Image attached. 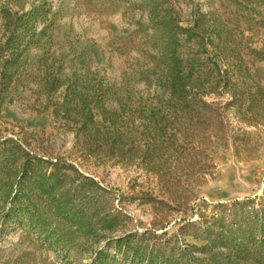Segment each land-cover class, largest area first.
Segmentation results:
<instances>
[{"label":"rangeland","instance_id":"374dc122","mask_svg":"<svg viewBox=\"0 0 264 264\" xmlns=\"http://www.w3.org/2000/svg\"><path fill=\"white\" fill-rule=\"evenodd\" d=\"M0 264H264V0H0Z\"/></svg>","mask_w":264,"mask_h":264},{"label":"trees","instance_id":"16d2710c","mask_svg":"<svg viewBox=\"0 0 264 264\" xmlns=\"http://www.w3.org/2000/svg\"><path fill=\"white\" fill-rule=\"evenodd\" d=\"M77 81V80H75ZM73 82V81H72ZM169 84V83H168ZM171 84V83H170ZM169 84V85H170ZM183 84H180V86H182ZM96 85H91V87L93 88L94 91L96 90H99L101 91V86L99 85V87L97 86L95 88ZM169 87V86H168ZM97 93V91H96ZM105 94H108V91L105 90V91H101V94L100 96L104 97ZM180 99L182 100V103L183 104H188V109L184 110V112L180 115L183 117L184 121L186 122L187 120H190L191 121H194L195 119H199L200 117V112L199 110L202 109V107H195V106H205V104L203 102H196V100L194 98H189L187 97L186 95L185 96H180ZM100 100L98 101H95V103L99 102ZM93 104V103H92ZM97 107V105H96ZM100 108V111L101 113L103 114V111L105 110L102 106L98 107ZM199 112V113H198ZM75 117H79L82 121V127H86V124L88 123V121L90 120L88 117L91 116V113H92V107H90V109L88 108V106L84 107L81 111H75ZM115 113V112H113ZM113 115V114H111ZM199 121V120H198ZM92 129V128H91ZM88 133H90L91 135V131H88Z\"/></svg>","mask_w":264,"mask_h":264}]
</instances>
